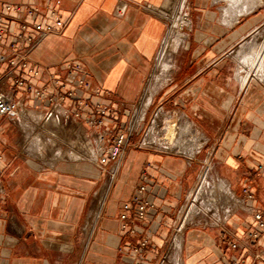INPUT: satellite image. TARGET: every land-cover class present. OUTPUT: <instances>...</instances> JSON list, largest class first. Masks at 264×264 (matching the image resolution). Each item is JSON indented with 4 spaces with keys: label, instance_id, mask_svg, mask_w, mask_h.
Masks as SVG:
<instances>
[{
    "label": "crops",
    "instance_id": "1",
    "mask_svg": "<svg viewBox=\"0 0 264 264\" xmlns=\"http://www.w3.org/2000/svg\"><path fill=\"white\" fill-rule=\"evenodd\" d=\"M178 1L183 9L186 0H0L38 7L39 19L58 11L65 28L29 53L40 76L23 74L49 95L74 91L56 105L20 90V116L0 120V264H264V231L248 238L254 211L264 212V89L238 80L230 65L231 50L257 31L264 12L244 1L187 0L184 45L146 101L166 39L163 11ZM82 99L91 108L75 117ZM97 104L113 114L94 129L86 116ZM54 108L57 117L49 116ZM170 115L183 129L190 124L180 137L188 148L159 136ZM127 124L135 132L111 181L93 151L105 128ZM141 181L155 207L142 221L131 212L124 230L122 204ZM219 181L225 190L214 205L209 183ZM245 187L255 199L243 205Z\"/></svg>",
    "mask_w": 264,
    "mask_h": 264
},
{
    "label": "built area",
    "instance_id": "2",
    "mask_svg": "<svg viewBox=\"0 0 264 264\" xmlns=\"http://www.w3.org/2000/svg\"><path fill=\"white\" fill-rule=\"evenodd\" d=\"M187 1V0H186ZM40 9L35 6H22L13 4H0V120L4 117L18 118L22 112V104L15 95L20 90L33 93L40 100H48L56 104L59 100L65 99L69 95H74V91H57L55 95L47 94L46 87H37L28 81L23 73H29L33 76H40L38 68L29 62V53L32 47L41 39L53 33H60L66 26V21L56 10H50L48 20L39 19ZM165 17V12L163 11ZM189 13L186 9L184 20L189 22ZM13 21L19 24L18 30H10L7 23ZM185 24V25H186ZM167 25V23H166ZM7 45L8 50L2 51L1 48ZM8 68L2 70L4 65ZM19 70V71H18ZM58 88H63L61 80L53 76ZM79 85L90 87V82L85 77H80ZM79 108L74 112L75 117H80L83 110H89L91 105L84 99L79 101ZM57 108V106H56ZM56 108L51 109L49 116H58L60 112ZM64 110V108H62ZM63 111V113H68ZM113 112L103 104H97L95 110L88 112L86 116L87 124L96 129L106 125L109 117ZM116 114V112H114ZM134 127L127 124L123 128L110 127L100 133L97 137V144L93 151L95 160L103 169L108 179L111 181L117 177L120 160L131 146L130 139L134 135ZM1 189V179H0ZM244 199L239 202L243 205L251 203L255 199L254 193L249 187L243 189ZM155 207V202L149 198L148 186L141 181L137 187L132 201H125L122 204L120 219L121 226L124 230L129 229L132 223L130 213L133 212L134 219L144 220L151 209ZM256 220V229L248 233V238L256 240L259 234L264 231V212L261 210L254 211ZM147 241L144 242L146 244ZM232 248H238L239 244L235 241L230 243ZM137 250V249H135ZM233 264H243L235 260Z\"/></svg>",
    "mask_w": 264,
    "mask_h": 264
},
{
    "label": "rangeland",
    "instance_id": "3",
    "mask_svg": "<svg viewBox=\"0 0 264 264\" xmlns=\"http://www.w3.org/2000/svg\"><path fill=\"white\" fill-rule=\"evenodd\" d=\"M236 1L238 3L245 1L247 3L246 4L247 7H249L250 10H254L260 7V9H257V13L260 11L264 12V0H260L261 2L258 0H236ZM179 2L180 1L172 2L170 5H168L164 9V12H165L164 18L167 23L166 40L163 41L159 54L157 55V58L155 60L154 68L152 71V77L155 80L153 81V83L148 89V92L146 94L147 98L145 97L146 101L152 98L151 93L154 91V89L159 88V86L163 83V81L168 77L170 67L172 66V60L176 52L180 48H182L184 45V40L186 37V33H185V26H186L185 22L186 21L183 19H184V13L187 7V1L183 9H180L181 4L179 5ZM178 16H180L181 21L180 22L178 21V24L177 25L175 24V26L176 28L179 29L183 37L181 36L180 40L176 42V45L173 44L171 46L168 44L167 36H169V33L171 32V29L173 28V25L175 23L174 19L175 18L179 19ZM258 18L260 19V21L257 27V31L249 34L248 36L243 37L242 40L239 43H237L235 47L231 50L230 65L233 68L231 72L236 74V77L238 78V80L242 79V81L243 80L245 81L246 78L257 80V87L260 89H264V67H263L264 64H262L259 68L253 65L254 59L257 58V53H256L257 50L259 48L264 49V14L257 17V19ZM157 112L158 111H155L153 120L157 119L158 117ZM182 126L183 125L181 124L180 120H178L174 116L170 115L167 117H163L159 124V128H161V134L159 136L163 139V141L167 142V145L169 146L173 145L175 144L177 140H179L180 137H184L183 135H185L183 134ZM205 184H206L205 186L208 185V183L206 182V179H205ZM218 184L219 183L216 182L215 186L212 187L211 184L209 183V186H210L209 192L210 190H216ZM215 193L216 192L212 194L215 195Z\"/></svg>",
    "mask_w": 264,
    "mask_h": 264
},
{
    "label": "bare ground",
    "instance_id": "4",
    "mask_svg": "<svg viewBox=\"0 0 264 264\" xmlns=\"http://www.w3.org/2000/svg\"><path fill=\"white\" fill-rule=\"evenodd\" d=\"M170 1H173V0H170ZM258 1H260V0H258ZM184 2H185V0H183V3H182V6L184 5ZM245 2V1H244ZM261 2V1H260ZM259 2V3H260ZM167 3H169V2H167ZM170 5V4H169ZM234 7V6H233ZM179 17V19L178 18H175L174 19V21H175V23H174V25H173V28L171 29V32L169 33V36H167L168 37V44L169 45H173V44H175L176 45V42L178 41V40H180V38H181V33H180V31H179V29L178 28H176V26H175V24L177 25L178 24V21L180 22L181 21V18H180V16H178ZM234 17V16H233ZM184 20V19H183ZM172 26V25H171ZM180 28V27H179ZM183 37V36H182ZM166 40V39H165ZM261 46H263V45H261ZM256 49V48H255ZM260 49V48H259ZM257 50V58H255L254 59V63H253V65L256 67L257 66V68H259L262 64H264V49L262 48V49H260V50ZM168 51V50H167ZM255 53V54H256ZM253 54V53H252ZM264 67V66H263ZM164 68V67H163ZM260 70V69H259ZM258 72V71H257ZM147 98V97H146ZM59 112V111H58ZM57 117V116H56ZM188 126V127H187ZM186 126V128H182L183 129V131H186V132H189V130H190V124H188ZM28 127V126H27ZM24 135V134H23ZM183 136H185V135H183ZM193 136H194V138H196V139H199V135H198V133L196 132L195 134H193ZM189 137V136H188ZM193 138V139H194ZM191 139V138H190ZM183 138H179V140L177 141L178 143H177V145L178 146H182L181 148H184V149H186V148H188V146H187V144H184L185 142H183ZM28 141V140H27ZM193 143V142H192ZM196 143V142H195ZM191 144V143H190ZM189 144V145H190ZM201 144V143H200ZM198 145H199V142H198ZM192 146V145H191ZM201 146V145H200ZM194 147V146H193ZM41 148V147H40ZM195 148V147H194ZM85 149V148H84ZM87 149H89V152L91 151V149L89 148V147H87ZM190 150V149H189ZM188 150V151H189ZM192 152V151H191ZM194 152V151H193ZM90 153H92V152H90ZM94 156V155H93ZM91 157V156H90ZM54 159V158H53ZM57 161V160H56ZM209 175V174H208ZM205 179V178H204ZM225 190V186H224V184H223V182L222 181H220L219 182V184H218V186H217V189L216 190H210V194L208 195V199L207 200H209L208 202L209 203H212V204H214V205H216L217 203H219L220 201H221V196H220V193L219 192H221V191H224ZM214 192H216L215 193V195H213L212 193H214ZM206 197V196H205ZM207 198V197H206ZM189 221V220H188ZM187 222V221H186ZM182 229V228H181ZM184 232V231H183ZM182 232L181 231H179V235H178V237H179V239H182V234H181ZM178 242H179V240H178ZM171 251V250H170Z\"/></svg>",
    "mask_w": 264,
    "mask_h": 264
}]
</instances>
